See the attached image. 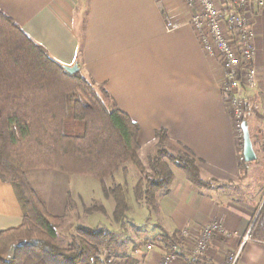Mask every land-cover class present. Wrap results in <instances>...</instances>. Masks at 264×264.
I'll return each instance as SVG.
<instances>
[{"label":"crops","instance_id":"crops-1","mask_svg":"<svg viewBox=\"0 0 264 264\" xmlns=\"http://www.w3.org/2000/svg\"><path fill=\"white\" fill-rule=\"evenodd\" d=\"M0 11L56 62L77 66L104 87L139 126L140 151L166 130L169 144L190 150L201 162L203 180L211 183L198 189L175 173L170 193L157 196L150 218L140 213L139 220L147 221L144 233L134 231H140L136 217L129 218L133 231L117 224L118 240L108 251L114 260L160 264L167 242L175 239L187 246L175 264H186V252L217 222L224 233L198 264H225L239 250L237 264H264V7L249 17L260 84L244 94L254 154L244 163L220 89L224 71L204 55L180 0H0ZM23 217L19 192L0 179V232L21 226ZM128 233L136 236L130 240Z\"/></svg>","mask_w":264,"mask_h":264},{"label":"trees","instance_id":"trees-1","mask_svg":"<svg viewBox=\"0 0 264 264\" xmlns=\"http://www.w3.org/2000/svg\"><path fill=\"white\" fill-rule=\"evenodd\" d=\"M96 86L81 72L70 75L0 11V179L21 192L24 208L22 225L0 232V264H112L113 233L80 226L66 246L59 244L61 218L50 214L27 178L31 170H53L98 179L105 197L115 200L114 220L123 224L129 210L125 188H109L105 180L127 162L144 175L140 128L99 86L112 102L108 107ZM168 140L166 130L156 132L158 146ZM149 160L153 176L135 188L148 208L171 191L169 163L196 188L211 187L202 178L201 162L184 146L177 155L159 152Z\"/></svg>","mask_w":264,"mask_h":264},{"label":"built area","instance_id":"built-area-1","mask_svg":"<svg viewBox=\"0 0 264 264\" xmlns=\"http://www.w3.org/2000/svg\"><path fill=\"white\" fill-rule=\"evenodd\" d=\"M189 11V25L195 32L204 55L217 62L224 71L220 84L222 96L234 122L238 140L243 139L247 122L245 92L259 88L255 66L256 34L249 17H256L264 7V0H180ZM228 7V8H225ZM245 162L244 156L240 157ZM224 230L217 222L207 226L189 248L188 262L198 264L207 257L208 247L216 235ZM248 239V237L246 238ZM153 245H148L151 251ZM186 244L172 241L160 264H175ZM241 250L229 256L225 264H237ZM112 264H120L117 260Z\"/></svg>","mask_w":264,"mask_h":264},{"label":"rangeland","instance_id":"rangeland-1","mask_svg":"<svg viewBox=\"0 0 264 264\" xmlns=\"http://www.w3.org/2000/svg\"><path fill=\"white\" fill-rule=\"evenodd\" d=\"M99 89L100 87L96 86L99 96L104 99L108 107H111L112 102L106 100ZM240 143L243 149L242 138H240ZM180 151L181 149L178 146H172L169 142L165 143L162 147L155 143L153 146L145 147L139 152V158L145 167L144 175L140 173L139 169L133 163L127 162L116 170L111 177L105 180L109 188H113L117 185H121L125 188L129 210L124 220L126 223L125 229H123L124 232L133 231L129 222H132L131 219L136 217L134 222L138 225L140 231H134L136 234L141 232L144 233L143 231L145 229L143 228L147 221L144 220L143 222L139 220L140 213H144L146 219H148L150 218L149 214L154 210L153 206L148 208L145 203L138 201L135 195V188L139 181L143 179L145 182L148 175L153 176V172L149 167V159L156 158L159 152L177 155ZM162 161L168 163L166 159H162ZM169 168L173 171V174L180 173L182 176L186 177L185 173L170 163ZM260 175L261 171H258L256 177L260 178ZM27 178L38 196L46 203L50 214L61 218L60 225L57 229L59 235L58 242L61 246H66L70 242L71 237L75 235L76 229L80 226L102 230L107 234L113 233L116 235L117 242V232L119 231L117 224L119 223H117L113 217L116 203L112 197H105L103 184L100 180L92 177L68 175L53 170H31L27 173ZM19 195L22 197L21 192H19ZM258 196L259 193L257 194V197ZM136 234L128 233L127 235L128 238L131 237V240L133 235L136 236ZM172 241L179 240H169L167 242V248L168 244ZM108 256L114 261L109 252Z\"/></svg>","mask_w":264,"mask_h":264},{"label":"water","instance_id":"water-1","mask_svg":"<svg viewBox=\"0 0 264 264\" xmlns=\"http://www.w3.org/2000/svg\"><path fill=\"white\" fill-rule=\"evenodd\" d=\"M66 70L70 75H75L79 71L77 66H75L73 68H67L66 67ZM243 156H244L245 162H250L251 160L254 159V154H253V149H252V145H251V141H250L247 122L244 123ZM11 256H13V252H11Z\"/></svg>","mask_w":264,"mask_h":264}]
</instances>
